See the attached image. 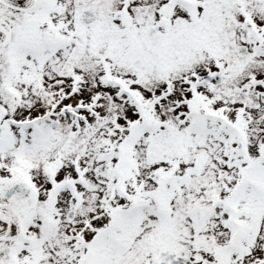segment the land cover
Instances as JSON below:
<instances>
[{
  "label": "snow or ice",
  "instance_id": "snow-or-ice-1",
  "mask_svg": "<svg viewBox=\"0 0 264 264\" xmlns=\"http://www.w3.org/2000/svg\"><path fill=\"white\" fill-rule=\"evenodd\" d=\"M0 264H264V0H0Z\"/></svg>",
  "mask_w": 264,
  "mask_h": 264
}]
</instances>
